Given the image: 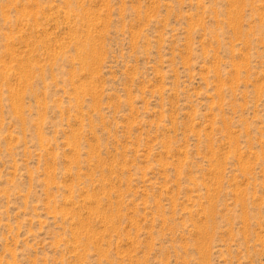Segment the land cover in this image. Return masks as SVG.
Returning <instances> with one entry per match:
<instances>
[{
    "label": "rangeland",
    "instance_id": "rangeland-1",
    "mask_svg": "<svg viewBox=\"0 0 264 264\" xmlns=\"http://www.w3.org/2000/svg\"><path fill=\"white\" fill-rule=\"evenodd\" d=\"M0 264H264V0H0Z\"/></svg>",
    "mask_w": 264,
    "mask_h": 264
}]
</instances>
